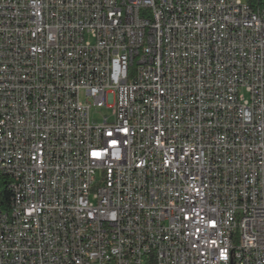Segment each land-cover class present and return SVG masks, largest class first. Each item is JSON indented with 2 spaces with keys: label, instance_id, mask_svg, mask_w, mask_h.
<instances>
[{
  "label": "built area",
  "instance_id": "obj_1",
  "mask_svg": "<svg viewBox=\"0 0 264 264\" xmlns=\"http://www.w3.org/2000/svg\"><path fill=\"white\" fill-rule=\"evenodd\" d=\"M0 122V264H264V0H0Z\"/></svg>",
  "mask_w": 264,
  "mask_h": 264
},
{
  "label": "trees",
  "instance_id": "obj_2",
  "mask_svg": "<svg viewBox=\"0 0 264 264\" xmlns=\"http://www.w3.org/2000/svg\"><path fill=\"white\" fill-rule=\"evenodd\" d=\"M262 0H248L252 7L260 5ZM10 181L7 177L0 175V211L10 213L11 210V192L9 189Z\"/></svg>",
  "mask_w": 264,
  "mask_h": 264
},
{
  "label": "rangeland",
  "instance_id": "obj_3",
  "mask_svg": "<svg viewBox=\"0 0 264 264\" xmlns=\"http://www.w3.org/2000/svg\"><path fill=\"white\" fill-rule=\"evenodd\" d=\"M243 3L248 2V0H241ZM93 120L98 121V122H102L103 117H110L111 115V111L108 109H93Z\"/></svg>",
  "mask_w": 264,
  "mask_h": 264
},
{
  "label": "bare ground",
  "instance_id": "obj_4",
  "mask_svg": "<svg viewBox=\"0 0 264 264\" xmlns=\"http://www.w3.org/2000/svg\"><path fill=\"white\" fill-rule=\"evenodd\" d=\"M157 56H164V43H157ZM0 129H5V122H0Z\"/></svg>",
  "mask_w": 264,
  "mask_h": 264
},
{
  "label": "snow or ice",
  "instance_id": "obj_5",
  "mask_svg": "<svg viewBox=\"0 0 264 264\" xmlns=\"http://www.w3.org/2000/svg\"><path fill=\"white\" fill-rule=\"evenodd\" d=\"M109 135H111V133ZM113 143H115V141H113Z\"/></svg>",
  "mask_w": 264,
  "mask_h": 264
}]
</instances>
